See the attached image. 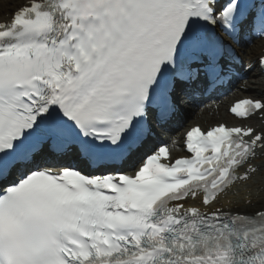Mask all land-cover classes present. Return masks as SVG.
<instances>
[{"label": "snow or ice", "instance_id": "obj_1", "mask_svg": "<svg viewBox=\"0 0 264 264\" xmlns=\"http://www.w3.org/2000/svg\"><path fill=\"white\" fill-rule=\"evenodd\" d=\"M7 3L0 264H264V95L160 140L264 73V0Z\"/></svg>", "mask_w": 264, "mask_h": 264}, {"label": "bare ground", "instance_id": "obj_2", "mask_svg": "<svg viewBox=\"0 0 264 264\" xmlns=\"http://www.w3.org/2000/svg\"><path fill=\"white\" fill-rule=\"evenodd\" d=\"M10 11V7L8 6L7 0L5 2V5L0 11V15H2L4 12ZM264 43V40H261L259 42H256L252 47H250L247 52L244 55V58L246 61H248L249 56L251 55H258L261 54L262 47L260 44ZM255 76H260V73L255 74ZM254 85H251V82L246 84L247 91L246 92H240L237 91L234 93V95L231 98H228L227 100H224L219 104V109L217 112H215L212 108L208 109H200L195 110L191 112L192 119L188 120L185 124L186 129L194 126L195 124L199 123L202 127H208L210 124L216 123V122H227L228 124L231 122V118L228 115L227 109L231 102L237 99H241L243 97H257L260 98L262 95H264V78L260 76L258 80H255ZM209 112L213 113V116L210 117ZM175 140L177 143H172V141ZM169 143L173 146H179L181 144L180 140L178 138L171 139Z\"/></svg>", "mask_w": 264, "mask_h": 264}]
</instances>
